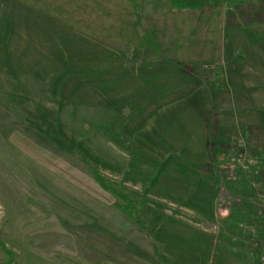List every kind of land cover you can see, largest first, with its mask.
Returning a JSON list of instances; mask_svg holds the SVG:
<instances>
[{"label":"rangeland","instance_id":"obj_1","mask_svg":"<svg viewBox=\"0 0 264 264\" xmlns=\"http://www.w3.org/2000/svg\"><path fill=\"white\" fill-rule=\"evenodd\" d=\"M245 32L183 71L0 0V264L2 244L13 264H264V26Z\"/></svg>","mask_w":264,"mask_h":264},{"label":"trees","instance_id":"obj_2","mask_svg":"<svg viewBox=\"0 0 264 264\" xmlns=\"http://www.w3.org/2000/svg\"><path fill=\"white\" fill-rule=\"evenodd\" d=\"M40 13L116 49L147 50L161 61L174 63L183 71L197 64L219 61L223 29L264 25V0L247 5L236 0H163L164 14L145 15L143 0H15ZM94 180L114 197L128 202L125 195L109 188L98 169ZM129 216L131 205L121 206ZM13 264V255L1 245ZM155 253L165 259L155 246Z\"/></svg>","mask_w":264,"mask_h":264},{"label":"crops","instance_id":"obj_3","mask_svg":"<svg viewBox=\"0 0 264 264\" xmlns=\"http://www.w3.org/2000/svg\"><path fill=\"white\" fill-rule=\"evenodd\" d=\"M259 27H261V26H259ZM256 28L257 27L252 28V29H256ZM227 29L229 30L230 34L228 33L227 41L223 40V42L225 43L226 46H231L232 45V46H236V47H239V44H237L236 40H238L239 37L245 36V33H246L245 31L252 30V29H248V28H227ZM262 33L264 35V32H262ZM177 248H178L177 252H183L186 247L185 246H181L180 248L179 247H177Z\"/></svg>","mask_w":264,"mask_h":264},{"label":"built area","instance_id":"obj_4","mask_svg":"<svg viewBox=\"0 0 264 264\" xmlns=\"http://www.w3.org/2000/svg\"><path fill=\"white\" fill-rule=\"evenodd\" d=\"M260 261L261 262H264V256L260 258Z\"/></svg>","mask_w":264,"mask_h":264}]
</instances>
